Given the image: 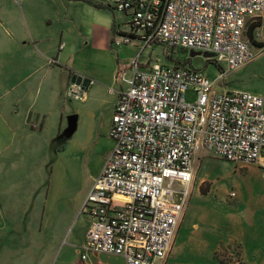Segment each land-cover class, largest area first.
<instances>
[{"label": "built area", "instance_id": "obj_1", "mask_svg": "<svg viewBox=\"0 0 264 264\" xmlns=\"http://www.w3.org/2000/svg\"><path fill=\"white\" fill-rule=\"evenodd\" d=\"M111 1L129 15L131 27L115 46L139 41L162 44L169 53H209L221 71L211 81L188 67L142 69L135 62L112 120L115 147L82 207L92 220L77 250L82 264H94L91 253L119 256L126 264H163L190 201L201 151L235 164L264 161V96L217 90L229 72L255 60L254 49H264L261 28L248 36L250 22L264 15V0ZM190 91L195 102L187 101ZM68 94L81 101L86 90L72 82Z\"/></svg>", "mask_w": 264, "mask_h": 264}, {"label": "rangeland", "instance_id": "obj_2", "mask_svg": "<svg viewBox=\"0 0 264 264\" xmlns=\"http://www.w3.org/2000/svg\"><path fill=\"white\" fill-rule=\"evenodd\" d=\"M99 4L90 0H0V60L26 64L28 60L37 59L38 55L33 56L26 47H29L27 43H33L30 35L38 30L54 38L49 43L52 51L50 58H57L62 49L63 61H59L62 67L87 76L85 71L93 69L90 61L100 53L96 54L86 46L81 47L82 37L87 36L88 32L96 33L98 25L95 24L102 25L106 21L103 12L110 14L113 21H117L120 16L113 10L111 0H100ZM118 24L122 31L131 32L128 21L120 19L116 26ZM62 31H65V38L71 43L77 42L79 46H69L63 40L64 48L60 49ZM261 31L264 35V16ZM26 35L28 39H25ZM143 47L144 51L141 52L142 48L134 44L112 46L117 55L125 49V61L122 62H131L132 71L135 62L145 68L156 65L175 67L177 62H181L211 81L217 80L221 74L214 59L204 55L191 56V51L180 49L169 53L162 44ZM132 48L137 49L136 55L134 51L128 50ZM254 51L255 60L229 72L225 81L218 85V91H247L264 96V49ZM168 55L172 60L167 58ZM63 98L68 108L63 122L65 132L69 128V119L78 116L77 113H70L71 109L81 102L70 99L68 92ZM187 101H196L193 91L188 93ZM58 117V107L53 105L43 132L45 139L51 141L52 150L46 151L42 159L36 154V161H32L29 168V162L14 160L12 150L2 151L0 147V253L13 250L12 247L22 249L33 233L36 249L45 243L46 251L50 246L47 253H53L55 249V253H60L62 247L69 244L70 235L77 226L82 225L85 218L80 216V211L88 191L98 178L95 176L101 173L105 165L107 157L104 158L103 154L106 147L91 144L89 127L80 124V121H77L76 130L71 136L62 135L58 139ZM45 147L47 149V145ZM12 163L20 165L17 169L18 173L24 174L22 178L11 174L15 169ZM4 164H7V168ZM195 164V181L178 240L170 258L163 264H242L241 252L243 256L246 255L245 264L255 263L251 260V253H257L258 246L264 243V163L235 164L203 150L196 157ZM23 169L33 172L28 174ZM18 181H22L23 189L16 192L13 185ZM2 185H10V188L2 189ZM64 208L66 211L60 217L58 214ZM51 210L57 214L55 219L60 221L56 227L51 226L54 222H50ZM14 218L18 222L11 223ZM29 224L32 225L30 230ZM3 226L4 231L1 230ZM50 228L52 234L57 235L66 230L64 243L58 249L56 243L48 241ZM56 260L57 255L52 264ZM258 262L263 264L264 261Z\"/></svg>", "mask_w": 264, "mask_h": 264}, {"label": "crops", "instance_id": "obj_3", "mask_svg": "<svg viewBox=\"0 0 264 264\" xmlns=\"http://www.w3.org/2000/svg\"><path fill=\"white\" fill-rule=\"evenodd\" d=\"M90 1L96 5H100V0ZM96 12L100 14L99 11ZM103 13L106 21L102 25L95 24L98 25V27H96V33L92 34L88 32L87 36L82 37L80 43V46L82 45L81 47L86 46L89 50H93L94 53L100 54H98V57L94 58V60L92 59L90 61L93 69L91 71H85L87 76L84 77L89 78L91 83L86 89L84 99L81 101L76 100L81 103H79V105L77 104L75 108H72L70 113H77L79 116H77V121H80V124L88 125L91 144L96 146L105 145L106 149L103 156L104 158L107 157L105 159L106 165L115 146V142L110 137V130L116 105L120 93L130 88L133 79V71L131 70V62H122L125 61L123 59L125 49L120 51L117 55L112 48L116 36L131 33L122 31L119 24L116 26L120 19L121 21L130 22L129 15L120 13V16L117 17V21H113L110 14ZM261 21L263 26V17ZM30 37L33 43H27L29 47L26 48H29L33 56L38 55L37 59L28 60L26 64H13L8 61L4 62L0 60V147L2 151L12 150L11 154L14 160L21 163L29 162L27 168L31 166L32 161H36V154H38L39 159H42L46 151L51 152L52 150V143L50 140L45 139L43 132L46 130L53 105L58 107L60 117H58V122L56 124L58 128V124L60 123L57 132L58 139L61 138L62 135L64 137L66 136L63 131V122L65 119V112L66 110L68 111V108L65 101H63V95L68 92L75 72L68 67L64 66L63 68L59 61H63V53H61V47L63 46L64 48V44H62L63 40H66L69 46L71 44L78 45L77 42L71 43L69 39L65 38V31H62L59 47L61 50L59 49V54H57V58L54 59L50 58L52 51L49 46V43L51 40H54V38L48 37L45 33L38 30L31 34ZM28 38L29 37L26 35L25 39ZM133 44L135 47H141V52L144 51L141 42H134ZM128 50L134 51L135 55L137 54L136 48ZM40 51H43L41 53H45L49 56H44ZM116 55L118 57L117 62L115 61ZM149 67L150 66H148V68ZM141 68L146 69L143 66H141ZM45 145H47V149ZM12 165L15 169L11 174L22 178L24 174L18 173L17 169L20 165L16 163H12ZM4 167L7 168V164H4ZM23 170H26L28 174L33 172L31 169ZM101 173L95 177H99ZM10 185H2V189H8ZM21 189H23L22 181L15 182L13 190L19 192ZM90 191L91 190H89L87 194H89ZM87 196L88 195H86L84 201H86ZM65 211L66 208L58 215L63 217ZM81 211L80 216L85 217L81 222L82 225H80V227L77 226V229L73 231L69 238V244L63 246L60 253H55L56 249L53 253H47L50 246L46 251L47 247L45 243L36 249V238L33 233L29 235L30 237L27 240V244L23 246L22 249L12 247L13 250L1 251L3 253H0V264H52L56 255L57 260L55 264H82L77 250L86 243L87 233L91 227L92 220ZM51 212L50 222L51 220L54 221L51 226L55 225L56 227V225H60V221L55 219L57 214H53L52 210ZM14 221L18 222V219L14 218L11 223ZM30 225L31 224L28 226L29 230ZM4 229L5 226H3L1 230L4 231ZM179 231L170 255L178 240ZM65 233L66 230L58 235L57 233L52 234V229L50 228V237H48V241L50 243H56L58 249V247L64 243ZM251 254V260L256 262H250L248 264H259L258 261H264V243L258 246L257 253ZM240 257L241 263L245 264L244 258H246V255L243 256V252H241ZM89 260L94 264H126L124 258L111 254L96 255L91 253L89 254Z\"/></svg>", "mask_w": 264, "mask_h": 264}, {"label": "water", "instance_id": "obj_4", "mask_svg": "<svg viewBox=\"0 0 264 264\" xmlns=\"http://www.w3.org/2000/svg\"><path fill=\"white\" fill-rule=\"evenodd\" d=\"M196 55H204L206 58L214 57L213 54L191 51V56H196ZM72 82L76 83L77 85H81L82 88L86 90L89 87L91 80L87 77H84L83 75L75 74L72 79ZM69 120H70L69 128L67 131H65V135L71 136L75 132L77 127V116H73Z\"/></svg>", "mask_w": 264, "mask_h": 264}, {"label": "trees", "instance_id": "obj_5", "mask_svg": "<svg viewBox=\"0 0 264 264\" xmlns=\"http://www.w3.org/2000/svg\"><path fill=\"white\" fill-rule=\"evenodd\" d=\"M261 27H262L261 19H258L257 22H254V23L250 24L249 29H248V36L251 38L252 34H253V31H255L256 29H259ZM167 58L172 60V57L169 56V55L167 56ZM176 64H177L176 67H186V65H187L186 63H181V62H177Z\"/></svg>", "mask_w": 264, "mask_h": 264}]
</instances>
